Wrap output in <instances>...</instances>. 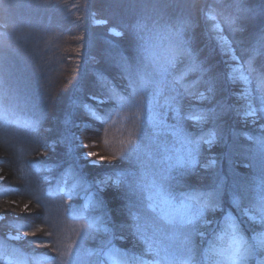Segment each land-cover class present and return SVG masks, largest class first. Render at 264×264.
I'll return each mask as SVG.
<instances>
[{
	"label": "trees",
	"instance_id": "16d2710c",
	"mask_svg": "<svg viewBox=\"0 0 264 264\" xmlns=\"http://www.w3.org/2000/svg\"><path fill=\"white\" fill-rule=\"evenodd\" d=\"M209 14L232 34L244 69L257 83L254 103L264 101V0H0V222L7 225L0 227L1 259L8 255L14 264H45L59 256L51 201L63 202L56 209L60 222L78 217L94 225L108 223L117 237L138 241L134 247L118 242L135 254L143 253V239L156 249L161 241L169 242L143 203L146 177L132 142L121 140L117 122L107 132L113 117H121L130 100L146 97L160 77H170L186 98L204 91L211 105L186 110L175 120L180 144L197 162L172 170L171 192L209 211L221 207L239 214L249 207L264 225L259 175L247 177L239 170L257 155L264 131L240 126L233 95L238 85L228 79V61L215 42ZM96 19L119 28L122 39L103 33ZM94 95L105 104L91 100ZM94 112L103 119H95ZM134 112L128 108L130 127ZM197 114L211 116L214 124L196 132L191 121ZM86 122L95 125L89 132L81 128ZM137 128L135 134L146 133L154 142L163 135V129L158 135L156 128L152 134L150 128ZM211 133L222 143L215 149L221 163L197 174L203 140ZM90 153L104 164L95 163L92 170ZM103 172L119 182L114 196V190L95 185ZM63 188L79 195L88 190L93 201L64 204ZM16 233L27 234L26 240L8 238ZM198 249L190 259L197 258ZM166 254L158 253L161 264H181L175 262L177 255Z\"/></svg>",
	"mask_w": 264,
	"mask_h": 264
},
{
	"label": "rangeland",
	"instance_id": "374dc122",
	"mask_svg": "<svg viewBox=\"0 0 264 264\" xmlns=\"http://www.w3.org/2000/svg\"><path fill=\"white\" fill-rule=\"evenodd\" d=\"M207 19L210 20L215 42L220 47L225 60L228 61L226 70L228 79L239 86V88L238 86L234 87L233 95L238 100L235 107L242 120L240 126L244 129L256 127L255 130L258 129L259 132H262L264 131V101L254 103L251 93L257 83L244 69L242 61L237 55L232 34L229 33L230 36L225 32V28L215 16L209 14ZM95 24L104 27L105 30L103 29L102 32L115 39L121 40L124 36L119 28L108 26L104 20L96 19ZM239 36L235 35L234 38H239ZM173 86L170 77H160L158 84L147 90L146 97L139 95L130 100L121 117L115 115L108 125V131L106 130L109 132L113 123L117 122L115 132L117 130L123 142H132L133 152L140 157L142 162L140 171L142 170L146 177L142 186L144 190L141 194L144 198L142 201L148 209L146 211L151 212V215L153 214L159 219L157 222L159 230L163 231L161 232L163 236L169 237V242L161 241L162 244H159L156 249V246L151 242L141 239L143 253L135 254L130 250L120 248L118 242L121 241V244L134 247L138 241L130 239L129 236L117 237L114 227L108 223L94 225L83 222V219L78 217L74 221L60 222L61 217L56 209L63 206V202L60 201L57 204V202L51 201L49 202L51 213L56 216L55 221L58 218V222L54 224V230L57 235L55 242L58 241L60 252L56 259L47 261L45 264H161L162 261L157 255L167 252L171 254H166L169 257L177 255L178 258L175 259V262L181 264H264V247H261V243H264V225H261L262 221L251 208L243 207L239 214L221 207L209 211L200 203L180 199L171 192L168 179L172 170L185 165V163L196 164L197 162L192 150L180 144L178 137L180 123H176L178 121L175 120H179L186 110L192 111L196 108L199 110L205 106H211L210 98L204 91L186 98L187 93L184 95L178 87ZM90 98L98 105L105 104V99L100 96L94 95ZM140 101L141 105L139 106L137 104ZM128 108L129 112L135 111L134 113L137 114L135 115L136 120L131 122V127L127 124ZM136 108L137 110H135ZM93 117L98 120L103 119L97 112H94ZM191 122L193 129L200 133L214 124L211 116H202V114L194 116ZM133 123L136 124L135 127H132ZM138 124L143 131L150 128L151 134L153 128H156L158 135L163 132L161 139L154 142L145 135L146 133L135 134ZM93 125V122L84 123L81 127L82 131L89 132L87 129ZM103 131L105 132V128ZM97 137L99 138V135ZM263 137L261 136L262 146L256 150L257 155L252 157L249 163L240 164L242 167L239 170L247 177L254 176V174L259 175L261 183L259 189L262 188L264 193ZM111 141L115 142V136L111 138ZM203 141L204 161L196 169L197 174L206 170L213 171L221 163L215 151L222 144L218 134L211 133L209 138L207 137ZM102 160L92 155L87 159V162L90 163L91 168L93 167L92 170H95L96 166L93 165L95 163L98 165ZM111 174L100 173L99 177L95 178V185L101 191L114 190L112 193L114 196L119 189V182ZM2 182L0 171V183ZM62 193L65 194L64 204H68L72 200L76 202L83 200L85 205L89 206L94 198V193L88 190L81 191L79 195L70 193L63 188ZM3 218L4 216L0 215V221ZM181 226L188 227L183 231V234L179 232ZM96 232L102 235L96 234ZM185 236L190 237V242L185 241ZM26 237L27 234L23 233L9 234L8 236L13 242H23ZM94 243H97L98 249L93 246ZM196 246L199 248L197 258L190 259L189 256L192 255ZM196 252L194 251V253ZM240 254H243V258H240ZM125 257L128 259L126 263L123 262ZM0 264H14V261L7 255L3 259L0 258Z\"/></svg>",
	"mask_w": 264,
	"mask_h": 264
},
{
	"label": "snow or ice",
	"instance_id": "6c2138e0",
	"mask_svg": "<svg viewBox=\"0 0 264 264\" xmlns=\"http://www.w3.org/2000/svg\"><path fill=\"white\" fill-rule=\"evenodd\" d=\"M139 27V26H138ZM90 155H93L90 153ZM205 206H208L207 205V202L205 203ZM27 205H25V209H27ZM260 212L261 213H264V203H262L260 205ZM24 219H31V217H24ZM137 219H139V217L137 216ZM262 219H264V217H262ZM7 225L3 224L2 222H0V227H6ZM202 234V233H200ZM185 241L186 242H190V237L189 236H185ZM261 247H264V243H261ZM189 251H191V249H189ZM250 251V250H249ZM240 258H243V254H240Z\"/></svg>",
	"mask_w": 264,
	"mask_h": 264
},
{
	"label": "bare ground",
	"instance_id": "6f19581e",
	"mask_svg": "<svg viewBox=\"0 0 264 264\" xmlns=\"http://www.w3.org/2000/svg\"><path fill=\"white\" fill-rule=\"evenodd\" d=\"M126 261H128V259L125 257V259L123 260V262L126 263ZM131 261H132V260H131ZM131 261H130V262H131Z\"/></svg>",
	"mask_w": 264,
	"mask_h": 264
}]
</instances>
